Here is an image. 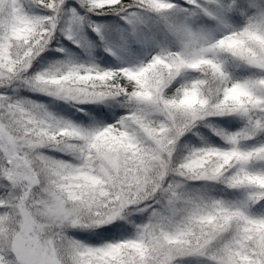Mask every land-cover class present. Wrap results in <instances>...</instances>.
Returning <instances> with one entry per match:
<instances>
[{"label": "snow or ice", "instance_id": "snow-or-ice-1", "mask_svg": "<svg viewBox=\"0 0 264 264\" xmlns=\"http://www.w3.org/2000/svg\"><path fill=\"white\" fill-rule=\"evenodd\" d=\"M0 264H264V0H0Z\"/></svg>", "mask_w": 264, "mask_h": 264}]
</instances>
